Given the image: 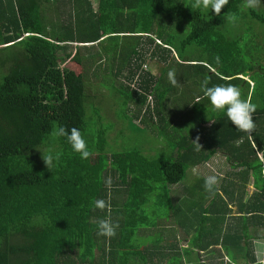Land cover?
I'll list each match as a JSON object with an SVG mask.
<instances>
[{
    "label": "trees",
    "instance_id": "obj_1",
    "mask_svg": "<svg viewBox=\"0 0 264 264\" xmlns=\"http://www.w3.org/2000/svg\"><path fill=\"white\" fill-rule=\"evenodd\" d=\"M95 1L97 7L93 0H0V264H179L194 251L257 264L248 228L264 229V67L247 64L240 39L223 31L229 11L248 15L243 0H229L219 16L193 9L194 0ZM251 15L264 23V15ZM70 60L81 74L65 65ZM148 60L164 65L160 76ZM170 71L176 85L167 82ZM137 76L138 89L121 81ZM196 79L200 87L205 80L208 87L233 84L250 97L257 109L250 136L213 110L203 90L179 89ZM92 87L109 91L144 143L126 147L125 129L113 146V126L88 99ZM149 96L157 121L148 106L141 128L134 119ZM57 125L78 128L92 155L81 159L65 137H54ZM197 136L201 150L191 141ZM157 142L161 147L145 148ZM49 149L61 153L51 171L42 160ZM216 152L233 171L214 193L202 176L173 189ZM251 178L256 192L243 205ZM94 199L110 209H94ZM232 202L250 215L247 232L225 224ZM102 218L119 224L114 237L97 235Z\"/></svg>",
    "mask_w": 264,
    "mask_h": 264
},
{
    "label": "rangeland",
    "instance_id": "obj_2",
    "mask_svg": "<svg viewBox=\"0 0 264 264\" xmlns=\"http://www.w3.org/2000/svg\"><path fill=\"white\" fill-rule=\"evenodd\" d=\"M93 3H94V6L97 7V2L95 0H93ZM243 4H244V0H243ZM243 4H242V6H243ZM242 8L245 11V13H247L248 15L242 16L241 18H238L235 23L227 22L225 17H224L223 18V22H224L223 31L229 39L230 38H239L240 39V42H239L240 50H241L242 54L245 55V62L247 64L253 65V63H255V64H258V65H261L264 67V23L255 19L251 15V11H255L259 14L264 15V0H261V4L258 7H255V8L242 7ZM201 12H203L205 15L209 16L211 13V10H202ZM181 22H182L183 29L188 32L190 30V21L188 19H184ZM172 26H174V27H171L173 30H174V28L176 29V25H172ZM76 45L77 44H74V45H72V47H76ZM72 50H73V52L75 51L74 48H72ZM192 56H193L192 59H198V60L201 59L200 55H198L197 53H193ZM170 59L172 60V57ZM147 64L149 67V71L152 74H154L156 76L161 75V69H162V66L164 67V65L156 64V62L152 61V60H148ZM65 65L67 67H69L71 70H74L77 74H81L83 71L82 66L76 64L72 60L68 61ZM103 67H104V65H103ZM215 71H213V73H215ZM124 75H127V72ZM138 76L131 83L126 78H122L121 81L124 82V85L128 86L129 84H131V87L135 86V89H138V87H139L137 85L138 84V81H137ZM246 79L249 80L248 77ZM167 82L172 84L170 79ZM185 88H187V91L195 90L196 93H199L202 91V87L199 86L198 79L187 82V85H185V83H180L179 89L186 90ZM89 97L91 98L90 102H92L91 106L92 107H98V109H99V111L103 117V124L105 126L110 125V124L113 126L112 129L109 130V134H108L109 140H111L113 146H115V143H114L115 140H117V142L118 141L121 142L117 138V135L119 132H124L125 129H127L126 131H128V132L125 131L121 135L124 137L123 143L126 147H136V146L141 145V143L145 142L144 139L141 138V134H138V132L134 131L133 129H130L128 121L119 116L120 108L118 107V105L114 101L115 99L113 98V96L109 93L108 90H106V88H104V87H98V88L92 87L91 89L88 90V99H89ZM183 98H184V96L179 95L176 97V101H180ZM191 100H192V97L190 96L186 101L192 102ZM148 106L151 107V114L154 117L155 122L157 121V117L154 116V114L152 113V111H153L152 109L155 106V97L149 96L147 103L143 107V110H142L140 116L138 118L134 119V123L137 124L141 128L144 127L143 120H145V122H149V119H150V114H147V112H146ZM130 111H133V108H130ZM192 121L195 122V119H193ZM148 130H151V129H148ZM150 135L152 136L151 138H153V140H154L155 136H156L155 133H153L151 131ZM160 140H161V138L159 139V141ZM154 147L159 148V147H161V145L158 144V142H157L155 144L153 143V145H146L145 146V148L147 150L150 148H154ZM217 154L218 155L214 156L208 163L201 164V165L197 166L196 168H191L187 172V176L183 181L184 184L174 186L173 189H176L175 191H177V192H181V190L183 189V185L191 184L192 182L195 181V179H197L196 177H198V176L205 177V176L211 175V174H217L218 175V177H219V184L218 185H220L223 181V178L227 177L228 173L233 171V170L228 165L223 154H221V153H217ZM252 180L253 179H251L250 184H252ZM249 188H250V186H249ZM252 190H250V191H252ZM250 191L246 190V193H248ZM231 210L234 213V212L238 211V208L236 206H233V209H231ZM227 223L228 222H226V224ZM173 240L174 239L171 236L170 241H173ZM225 259H229V261H231L229 256ZM238 262H240V261H238Z\"/></svg>",
    "mask_w": 264,
    "mask_h": 264
},
{
    "label": "clouds",
    "instance_id": "obj_3",
    "mask_svg": "<svg viewBox=\"0 0 264 264\" xmlns=\"http://www.w3.org/2000/svg\"><path fill=\"white\" fill-rule=\"evenodd\" d=\"M228 4L229 0H194L191 7L193 9L211 10L219 16L222 9ZM260 4L261 0H244L242 7L255 8ZM225 19L227 22L235 23L238 17L235 13L229 11ZM174 54L176 55L175 52ZM216 62H220L219 57H216ZM169 77L173 85L178 83L174 78L173 71L169 72ZM207 84V80L202 84L203 95L209 100L213 110L223 111L236 129L250 136L256 128L253 114L257 110L256 105L251 102L250 97L244 98L241 89L233 84H218L211 87H208ZM51 134L57 138L65 137L72 150L78 153L81 159L87 160L92 155L84 135L78 128L73 127L68 129L63 125H57ZM199 139V136H197L194 140H191L197 150H201L202 148L199 144ZM60 157L61 153H53L51 149L46 153H42V160L49 171H51L55 163L59 162ZM105 184L107 187H111L110 177L105 181ZM218 184L219 177L217 174L204 177V189L206 192L210 194L214 193ZM92 205L94 209H99L101 211L110 209V203L104 199H94ZM97 228V235L111 238L116 235L119 224H114L110 218H102L97 221Z\"/></svg>",
    "mask_w": 264,
    "mask_h": 264
},
{
    "label": "crops",
    "instance_id": "obj_4",
    "mask_svg": "<svg viewBox=\"0 0 264 264\" xmlns=\"http://www.w3.org/2000/svg\"><path fill=\"white\" fill-rule=\"evenodd\" d=\"M205 65H207V64H205ZM211 71L213 72L215 70L211 69ZM240 77L242 78V76H240ZM251 179H253V178H251ZM251 179H250V182H251ZM250 182H249V184L247 186L248 188L246 190L250 191L253 188L254 189L248 193H246V191H245V194H244L243 199H242L243 205L248 204L249 201L251 200L252 195L256 192V188L254 187V179L252 180V184H250ZM249 186H250V188H249ZM233 206H236L238 208V211L233 213L231 210L229 219L225 221V224H226V222H228L226 225H229L230 229L231 230L233 229V232L235 230H238L237 233L243 232L244 230L246 231V221H244V220L247 219L250 215L245 213L246 211H241L239 208V204L237 202H232L230 208L233 209ZM249 231H250V235L252 233L253 238L251 241L253 242V245L255 246L256 254H257V256H261V258H262V259H260V261L257 264H264V229L261 228L260 226L257 227L256 229H253L250 227V228H248V232ZM257 236H259L260 238H257ZM246 240L247 239H245V241ZM188 247H189V244L186 243L185 248H188ZM217 248H219V247H217ZM189 251H191V249ZM201 255H203V256H199L194 251V252L190 253V257H186V258H183L181 260H177V262L179 264H226V262H230L229 259H225L227 257H223L224 262H222V259L216 257V255L219 256V254L217 252L215 254L213 253L212 257H210L206 254L204 255L202 252H201ZM153 261H154V263L149 262V264H168L169 259L167 258L165 260H161L160 263L157 259H155ZM231 261H233V263L231 262L232 264H253V263L246 261L245 259H239V258L237 260L233 259ZM238 261H240V262H238Z\"/></svg>",
    "mask_w": 264,
    "mask_h": 264
}]
</instances>
